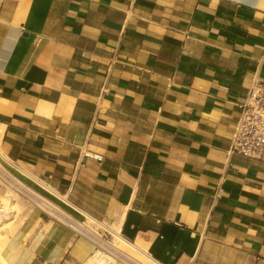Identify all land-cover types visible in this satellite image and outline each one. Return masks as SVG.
<instances>
[{
  "label": "crops",
  "instance_id": "crops-1",
  "mask_svg": "<svg viewBox=\"0 0 264 264\" xmlns=\"http://www.w3.org/2000/svg\"><path fill=\"white\" fill-rule=\"evenodd\" d=\"M253 79L264 0H0V160L145 264H264V163L230 152ZM93 250L35 209L1 254Z\"/></svg>",
  "mask_w": 264,
  "mask_h": 264
},
{
  "label": "built area",
  "instance_id": "built-area-1",
  "mask_svg": "<svg viewBox=\"0 0 264 264\" xmlns=\"http://www.w3.org/2000/svg\"><path fill=\"white\" fill-rule=\"evenodd\" d=\"M240 109L241 114L232 137L230 152L264 163V81L252 80ZM0 182L24 197L44 215L70 229L75 237L86 239L95 250H101L117 263L145 264L119 247V243L124 242L120 232L112 231L102 221L92 218L94 221L89 224L88 217L78 218L68 213L16 175L1 160Z\"/></svg>",
  "mask_w": 264,
  "mask_h": 264
},
{
  "label": "rangeland",
  "instance_id": "rangeland-1",
  "mask_svg": "<svg viewBox=\"0 0 264 264\" xmlns=\"http://www.w3.org/2000/svg\"><path fill=\"white\" fill-rule=\"evenodd\" d=\"M12 194L17 198V202L12 204V209L9 210V213L5 216H1V225H0V256L2 257L1 252L5 248L8 243L9 238L16 232V230L21 226L28 215L34 211L35 207H33L24 197L18 196V193L9 189L7 186L0 182V208L3 206V199H5L6 195ZM46 216V215H45ZM48 218V216H46ZM52 219V218H50ZM90 221V220H88ZM100 221V220H98ZM106 224V223H104ZM107 226L111 227V230H117L115 226ZM95 250V249H94ZM93 254V253H92ZM3 258V257H2ZM87 263V262H86ZM1 264V263H0ZM95 264V263H93Z\"/></svg>",
  "mask_w": 264,
  "mask_h": 264
},
{
  "label": "bare ground",
  "instance_id": "bare-ground-1",
  "mask_svg": "<svg viewBox=\"0 0 264 264\" xmlns=\"http://www.w3.org/2000/svg\"><path fill=\"white\" fill-rule=\"evenodd\" d=\"M18 196H20V195L18 194ZM15 202H17V198L12 194H9V195L7 194L5 199H3V203H1L3 206L0 208V217L7 215L9 213V210L12 209V207H11L12 204ZM88 218H89L88 220H90V221H88L89 224H90V222L94 221L92 218H90V217H88ZM1 220L2 219L0 218V225L2 223ZM97 224L99 226L100 225L104 226V224H100V223H97ZM42 231H43V229H42ZM116 231L118 232V230H116ZM0 263L1 264H7L6 261L1 256H0ZM93 263H95V264H119L113 258H110L108 255L104 254V252H102L101 250H93V254L91 255L90 259L87 261L86 264H93Z\"/></svg>",
  "mask_w": 264,
  "mask_h": 264
}]
</instances>
